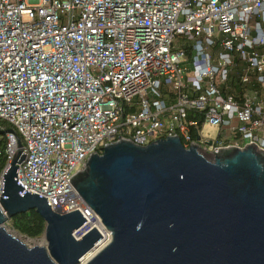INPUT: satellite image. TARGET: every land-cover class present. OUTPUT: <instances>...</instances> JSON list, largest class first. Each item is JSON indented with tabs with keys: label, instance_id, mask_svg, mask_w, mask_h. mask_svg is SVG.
<instances>
[{
	"label": "built area",
	"instance_id": "built-area-1",
	"mask_svg": "<svg viewBox=\"0 0 264 264\" xmlns=\"http://www.w3.org/2000/svg\"><path fill=\"white\" fill-rule=\"evenodd\" d=\"M0 122V198L23 150L21 196L79 211L75 238L102 236L95 256L112 233L70 179L105 146L178 136L212 159L264 151V0H0Z\"/></svg>",
	"mask_w": 264,
	"mask_h": 264
},
{
	"label": "water",
	"instance_id": "water-1",
	"mask_svg": "<svg viewBox=\"0 0 264 264\" xmlns=\"http://www.w3.org/2000/svg\"><path fill=\"white\" fill-rule=\"evenodd\" d=\"M178 137L141 146L119 138L71 178L112 242L86 264H264V151L221 149L207 159ZM200 149V148H199ZM18 151L3 178L0 264H82L102 239L75 211L60 215L17 181ZM35 210L47 247H29L4 227Z\"/></svg>",
	"mask_w": 264,
	"mask_h": 264
},
{
	"label": "trees",
	"instance_id": "trees-1",
	"mask_svg": "<svg viewBox=\"0 0 264 264\" xmlns=\"http://www.w3.org/2000/svg\"><path fill=\"white\" fill-rule=\"evenodd\" d=\"M0 125H3L0 122ZM6 131H11L12 127L6 124ZM6 139H3L1 143V150L4 151L6 147ZM6 166V157L3 155L0 158V173L5 169ZM13 230L22 237H25L29 240L40 239L44 236L46 230V223L43 218L35 211L31 210L26 213L19 214L12 218L10 221Z\"/></svg>",
	"mask_w": 264,
	"mask_h": 264
},
{
	"label": "rangeland",
	"instance_id": "rangeland-1",
	"mask_svg": "<svg viewBox=\"0 0 264 264\" xmlns=\"http://www.w3.org/2000/svg\"><path fill=\"white\" fill-rule=\"evenodd\" d=\"M219 134V129L217 127H214L210 124H206L203 127L202 136L206 139L215 140ZM1 149V147H0ZM206 157V156H205ZM209 160H212L211 157H206ZM5 229L13 236L19 238L20 240L24 241L29 247H35V246H42L47 247V241L45 239V236H43L40 239L36 240H29L25 237L20 236L17 234L13 228L10 222H8L6 225H4Z\"/></svg>",
	"mask_w": 264,
	"mask_h": 264
},
{
	"label": "bare ground",
	"instance_id": "bare-ground-1",
	"mask_svg": "<svg viewBox=\"0 0 264 264\" xmlns=\"http://www.w3.org/2000/svg\"><path fill=\"white\" fill-rule=\"evenodd\" d=\"M19 239V238H18ZM20 240V239H19ZM22 241V240H20ZM23 243H25L24 241H22ZM26 244V243H25ZM27 245V244H26ZM94 257L93 254H90L86 257V259L84 260L83 264H86L87 262H89L92 258Z\"/></svg>",
	"mask_w": 264,
	"mask_h": 264
}]
</instances>
